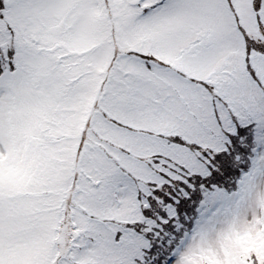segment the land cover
Masks as SVG:
<instances>
[{
  "label": "snow or ice",
  "instance_id": "6c2138e0",
  "mask_svg": "<svg viewBox=\"0 0 264 264\" xmlns=\"http://www.w3.org/2000/svg\"><path fill=\"white\" fill-rule=\"evenodd\" d=\"M0 264H264V0H0Z\"/></svg>",
  "mask_w": 264,
  "mask_h": 264
}]
</instances>
